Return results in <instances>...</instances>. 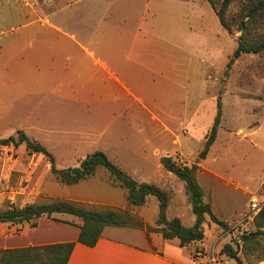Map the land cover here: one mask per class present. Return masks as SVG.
<instances>
[{"label": "rangeland", "instance_id": "obj_1", "mask_svg": "<svg viewBox=\"0 0 264 264\" xmlns=\"http://www.w3.org/2000/svg\"><path fill=\"white\" fill-rule=\"evenodd\" d=\"M214 1L219 8L220 0ZM246 8L247 0H233L226 15L229 33L208 0H0V139L22 130L54 154L58 168L104 152L137 181L163 189L170 196L168 218L179 213L186 227L195 216L185 183L161 160L171 156L197 166L205 200L227 226L205 217V239L191 246L197 264H214V258L237 264L224 252L226 245L244 264H264V238L254 254L241 240L254 230L250 199L264 187V52L243 55L225 76ZM139 30L152 33L149 55L129 62L125 50ZM114 59L134 96L95 63ZM157 60L164 68L181 65L186 90L153 70ZM199 83L206 86L201 100ZM219 96L222 121L208 147ZM148 103H154L156 119L145 109ZM110 182L99 167L90 180L65 186L43 155L25 145L0 146V210L55 199L89 209L126 208L124 191ZM140 210L143 221L156 223L155 198Z\"/></svg>", "mask_w": 264, "mask_h": 264}, {"label": "trees", "instance_id": "obj_2", "mask_svg": "<svg viewBox=\"0 0 264 264\" xmlns=\"http://www.w3.org/2000/svg\"><path fill=\"white\" fill-rule=\"evenodd\" d=\"M216 12L221 25L231 33V26L226 15L233 0H220V7L214 0H208ZM247 12L238 23L242 35L238 38V45L230 56L225 76L233 64L245 54H259L264 52V0H247ZM222 121V100L218 97L217 114L214 119L208 147L216 140ZM25 145L30 153L41 154L48 159L51 172L61 184L75 186L93 178L99 167H103L109 176L112 186L124 191L127 197L126 208L89 209L81 204L66 199H55L46 203H29L24 206L9 204L0 210V223L22 224L31 223L41 217H47L57 222L62 221L54 217L55 214H68L78 218L82 224L78 225L80 234L77 242L94 247L103 237L106 228H131L146 231L148 235L157 234L164 240H178L185 247L193 243L203 242L205 232L203 224L205 217L221 228L226 229V223L221 221L213 211V207L205 200V191L198 180L199 168L197 166L182 165L171 156L163 157L162 165L178 179L185 183V191L191 206L195 223L186 227L180 218H168L167 210L170 196L154 184L139 182L129 173L116 165L104 152L97 151L88 155L75 167L58 168L56 159L43 144L28 137L22 130L17 135L0 139V146ZM151 198L158 201V218L154 225L146 223L139 216L138 211L145 207ZM36 227L37 223L32 222ZM254 230L242 235V242L251 254L262 248L261 240L264 238V208L253 219ZM76 242H67L51 245L33 246L16 249H0V264H68ZM263 251V250H261ZM224 252L236 260L237 264H244L238 252L231 245H226ZM260 257V256H259Z\"/></svg>", "mask_w": 264, "mask_h": 264}, {"label": "crops", "instance_id": "obj_3", "mask_svg": "<svg viewBox=\"0 0 264 264\" xmlns=\"http://www.w3.org/2000/svg\"><path fill=\"white\" fill-rule=\"evenodd\" d=\"M149 36L152 37V33L142 30H139L133 35V40L130 45L131 48L125 50V52H127L125 55L127 61L142 62L140 56L149 55L147 53ZM85 51L91 56L94 55L93 50ZM160 51L161 50H159L158 53H160ZM111 61H113L112 65ZM95 63L102 65L103 69L107 71L110 77L118 83L121 88H126L129 96H134L133 91H131L130 87L127 86L125 82L126 75L124 70L119 73L121 64L118 61L116 62V59L106 60L104 62L97 60ZM157 63L158 68L153 69L155 72L158 74L162 73V77L171 82L173 86L186 90L187 84L185 80H180V76L184 74V69H181V65H167L164 68L160 60H157ZM109 64L114 68L113 72L110 71ZM153 67H155V65ZM182 67L184 68V65H182ZM116 71L120 74L121 78L117 76ZM205 87L206 86L203 88V85L199 83V100H201L202 93L206 92ZM135 100L145 103L141 97H135ZM152 101L157 100L154 99ZM145 109L151 114L152 118H157V113L154 111V103L151 104V108L145 105ZM185 193L186 192H184V195ZM141 209H144V207ZM138 212L141 213V216L139 215L140 217H144L141 210ZM55 217L76 225L57 222L47 217L33 220L32 222L37 223L36 227L32 226V222H25L22 224L0 223V229L3 231V234L0 236V249H16L76 242L68 264H197L193 257V253L196 249H191L192 244L183 247L178 240H164L157 234L148 235L147 232L143 230H140L142 234L141 237H139L133 234L137 229L131 228L108 227L105 229L103 237L98 243L94 247H89L77 242L80 234L78 225L82 224L78 218L64 216L63 214L55 215ZM175 217L182 218L179 213L175 215ZM44 226L47 227V232H43ZM13 229L15 231L18 230L17 235H6V230L11 231Z\"/></svg>", "mask_w": 264, "mask_h": 264}, {"label": "built area", "instance_id": "obj_4", "mask_svg": "<svg viewBox=\"0 0 264 264\" xmlns=\"http://www.w3.org/2000/svg\"><path fill=\"white\" fill-rule=\"evenodd\" d=\"M264 208V187L262 191L259 193H255L252 195L250 202H249V212H248V218L250 220H253L254 217ZM214 264H221V262L214 258L213 259Z\"/></svg>", "mask_w": 264, "mask_h": 264}]
</instances>
